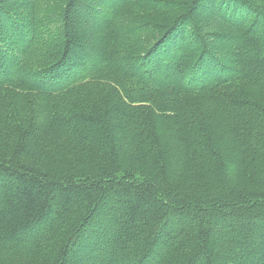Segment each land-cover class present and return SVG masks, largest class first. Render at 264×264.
I'll return each instance as SVG.
<instances>
[{
    "label": "trees",
    "instance_id": "obj_1",
    "mask_svg": "<svg viewBox=\"0 0 264 264\" xmlns=\"http://www.w3.org/2000/svg\"><path fill=\"white\" fill-rule=\"evenodd\" d=\"M0 264H264V0H0Z\"/></svg>",
    "mask_w": 264,
    "mask_h": 264
},
{
    "label": "rangeland",
    "instance_id": "obj_2",
    "mask_svg": "<svg viewBox=\"0 0 264 264\" xmlns=\"http://www.w3.org/2000/svg\"><path fill=\"white\" fill-rule=\"evenodd\" d=\"M19 1H21V0H19ZM201 17H203V18H212V17H220V15L217 13V12H214V11H207L206 13H204V12H199L198 13ZM82 26V25H81ZM84 30H86V31H97L94 27H93V25H90V26H86L85 25V27H84ZM65 42V41H64ZM237 44H242V41H239ZM91 45H92V51H93V53L94 52H96V50H95V44H93V43H91ZM227 45H229V46H233V43L232 42H230V41H228L227 42ZM130 64H132V63H130ZM134 64V63H133ZM109 204H111V203H109ZM107 215H109V214H107ZM115 216V215H114ZM255 220V219H254ZM256 221V220H255ZM110 236H111V234H107V239H109L110 238ZM111 242L109 241L108 242V246L106 245V247H105V249L104 250H106L105 252H106V254H105V259H108L109 257H110V255L108 254V251H109V248H111ZM103 250V251H104ZM78 253H80L79 251H77Z\"/></svg>",
    "mask_w": 264,
    "mask_h": 264
}]
</instances>
